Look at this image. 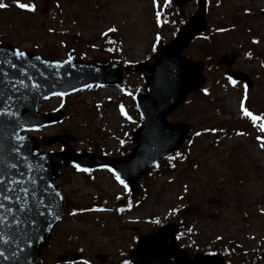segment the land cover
I'll list each match as a JSON object with an SVG mask.
<instances>
[{
  "label": "rangeland",
  "instance_id": "374dc122",
  "mask_svg": "<svg viewBox=\"0 0 264 264\" xmlns=\"http://www.w3.org/2000/svg\"><path fill=\"white\" fill-rule=\"evenodd\" d=\"M18 1L0 0L7 5L0 9V42L30 53L54 52L58 61L69 56L84 62L110 59L128 67L147 61L170 43L196 12V0L182 10L172 7V0L167 7L164 0L156 5L153 0H35L34 12L9 6ZM205 2L208 27L183 50L189 61L204 64L205 85L167 118L190 127L188 140L179 156L161 162L141 179L131 217L119 221L116 212H110L126 198L128 188L108 171L61 172L58 186L75 190L85 203V223L64 224L85 236V262L94 264L92 258L99 253L120 260L135 235L147 234L178 211L180 230L189 229L177 245L187 252L215 253L220 245L218 250L228 253L231 245L234 258L229 264H264V132L259 128L264 122V0ZM157 11L163 19L159 23ZM228 70L248 78L252 86L247 98L239 81L233 84L226 78ZM139 94H144L141 76L129 72L119 86H95L56 97L41 110H62L65 118L56 128L32 135L38 139L69 135L76 151L123 157L131 151V134L140 124L135 107ZM242 103L261 120L254 124L244 116ZM93 203L105 207L92 210ZM120 222L127 224L121 232ZM55 256L51 244L40 264H55Z\"/></svg>",
  "mask_w": 264,
  "mask_h": 264
},
{
  "label": "water",
  "instance_id": "95a60500",
  "mask_svg": "<svg viewBox=\"0 0 264 264\" xmlns=\"http://www.w3.org/2000/svg\"><path fill=\"white\" fill-rule=\"evenodd\" d=\"M190 1L174 0V3L182 8ZM205 15L206 4L198 0L196 13L178 31L172 42L163 46L146 63L132 67L134 72L142 73L146 94L137 98L142 122L139 130L132 134L136 146L130 155L113 159L91 153H76L71 148L62 154H41L37 150L36 140L24 136L26 147L20 145L23 150L17 157L9 154L14 144L10 138L11 130H0V158L4 163L17 165L9 170L8 176L22 182L12 185L17 192L12 193L11 204L3 201V186H0V203L12 207L15 214V220L7 216L5 223L0 225V234L8 241L7 244L0 243V250L9 256L15 252L22 264H33L39 260L41 248L47 244L50 230L57 221L55 215L48 213L54 211L60 216L62 212L60 196L56 195L57 188L51 185V181L57 177V168L74 164L89 169L109 166L127 181L134 196L139 189L138 179L149 167L181 148L189 128L181 123H169L166 119L190 93L200 90L204 84L203 65L189 62L182 56V51L205 29ZM16 51L0 43V61H5L0 63V107L7 100L21 113L30 110L32 117L24 124L30 130H37L63 118V113L39 115L37 112L39 103L55 96L54 93L69 95L87 88V85L114 86L121 83L123 73L128 71L120 66H102L76 60L70 63L47 60L26 52L23 58L17 59L13 55ZM8 61L15 67H11ZM227 75L239 81H248L241 72H228ZM21 80L24 81L23 86L19 84ZM33 85L38 87L34 88ZM22 131L17 128L15 134L21 135ZM70 140L62 136L47 143L57 141L68 144ZM47 163H50V169H46ZM20 188L26 190L20 193ZM4 214V210H0V215ZM175 232V226H164L154 234L141 237L137 247L128 254L131 264H224L219 256L197 254L191 259L175 247ZM0 264H16V261L0 258Z\"/></svg>",
  "mask_w": 264,
  "mask_h": 264
},
{
  "label": "snow or ice",
  "instance_id": "6c2138e0",
  "mask_svg": "<svg viewBox=\"0 0 264 264\" xmlns=\"http://www.w3.org/2000/svg\"><path fill=\"white\" fill-rule=\"evenodd\" d=\"M157 0H153V4L156 5ZM164 5L167 7L169 5V0H164ZM7 5L4 4L3 2H0V9H4L6 8ZM16 7L22 9V10H26L28 12H34L35 11V6L32 4H25V3H16ZM157 16V22L159 23L160 17H161V13L159 11H157L156 13ZM110 31H115V29H110ZM157 39H159V37H157ZM253 43H257L256 40L252 41ZM153 50H155V47L153 48ZM13 55L17 58V59H21L24 57L25 53L23 51H16L15 53H13ZM37 59H39V57H37ZM72 60V57L69 56L68 60L66 61V63H70ZM5 61H0V63H3ZM9 65L11 67H15V64L11 63L10 61H8ZM231 83L235 84V81H230ZM19 84L21 86H23L24 81L21 80L19 81ZM33 87H38V85H33ZM87 87H92V85H87ZM54 95L57 96H63L65 95V93H54ZM47 98V97H45ZM10 99V98H9ZM241 110L243 112V115L246 117H249L253 123L255 124L256 121L261 120V117L258 115H253V113H251L250 111H248L247 109L244 108L243 103L241 104ZM121 111L123 112V109H121ZM32 117V113L30 110L26 111V113H21L19 111V108L16 107L14 108L12 105H10L8 103L7 100L3 101V107H0V130L2 129H10V138L14 141V144L12 146V148L9 149V154H15L17 157H19L20 152L23 150L20 145H23L24 147H26V145H24V141H25V137L23 135H19V134H15V131L17 128L22 129L23 131H29L30 129L25 128L24 124H26L29 119ZM259 128L262 132H264V122H261L259 124ZM197 135H199V133H197ZM258 139H260V137H258ZM123 143V141L121 142ZM262 147H264V144H262ZM180 154L177 153V156H179ZM169 160L174 159V157H168ZM17 167V165L15 163L12 164H8V163H4L2 158H0V186H3L2 191H3V195H2V199L3 201H7L9 204L13 203V197H12V193L17 192L16 188H13L12 185L13 184H20L22 183L19 180H13L11 178H9L8 176V172L10 169H15ZM74 168H76V170L78 172H89L90 169L86 168V167H81L80 165H73ZM31 171V169H29ZM107 170L109 172H111L113 174V176H115L116 180L124 186L125 190H127V184L125 183V181L123 179H121V176L119 174H117V172L112 169V168H107ZM33 183H35V181H33ZM48 187H52L51 185H48ZM26 189L24 188H20L19 192L22 193L24 192ZM57 196H59V193H56ZM51 208V206H50ZM0 210H4V215H0V225H3L5 223L6 217L7 216H12L13 219L15 220V214L12 211V207H6L4 203H0ZM24 210V209H21ZM40 215H44V213H40ZM48 215L52 216L55 215L56 219H59V214L54 212V211H49ZM0 243H5L7 244L8 241L4 240V237L2 234H0ZM19 247V246H17ZM21 251H23V249H21ZM0 258H3L5 260H15L16 264H22L20 258L16 255L15 252L12 253L11 256H9L5 251L0 250ZM125 264H127V261H125Z\"/></svg>",
  "mask_w": 264,
  "mask_h": 264
},
{
  "label": "flooded vegetation",
  "instance_id": "af4514ba",
  "mask_svg": "<svg viewBox=\"0 0 264 264\" xmlns=\"http://www.w3.org/2000/svg\"><path fill=\"white\" fill-rule=\"evenodd\" d=\"M39 110L43 112L41 108ZM52 111L56 112V109H50L46 112ZM54 128H56V125H54ZM53 136H57V134ZM38 141L40 146L41 141ZM77 195L73 189L61 190L65 213L53 227L50 243L54 246L56 258L59 256L64 258V261L55 262V264H85V236H81L79 233L64 226L66 223L69 224V220H73L74 224L81 221L85 223V203H82L83 198H78L76 197ZM127 217V215H120V218L123 219ZM61 239L68 242H64ZM100 261H103V264H107V259L100 258ZM108 262L112 264V260L108 259Z\"/></svg>",
  "mask_w": 264,
  "mask_h": 264
},
{
  "label": "trees",
  "instance_id": "16d2710c",
  "mask_svg": "<svg viewBox=\"0 0 264 264\" xmlns=\"http://www.w3.org/2000/svg\"><path fill=\"white\" fill-rule=\"evenodd\" d=\"M19 2H20V3H21V2L23 3V0H19ZM31 2L33 3V0H31ZM77 38H78V37L75 36V38H74V39H75L74 42L77 41V40H76ZM78 40H79V39H78ZM78 43H79V42H78ZM44 56H45V57H48V58H55L57 55H56V54H53L52 52H49V53L44 54Z\"/></svg>",
  "mask_w": 264,
  "mask_h": 264
}]
</instances>
